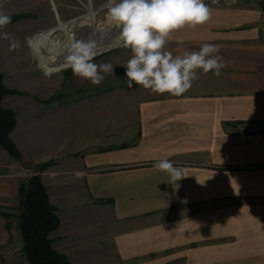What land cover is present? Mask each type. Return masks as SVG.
Instances as JSON below:
<instances>
[{
  "label": "crops",
  "instance_id": "crops-1",
  "mask_svg": "<svg viewBox=\"0 0 264 264\" xmlns=\"http://www.w3.org/2000/svg\"><path fill=\"white\" fill-rule=\"evenodd\" d=\"M50 1L52 10L65 6ZM204 2L211 10L209 21L174 32L165 50L175 57L199 51L204 43L218 45L216 55L225 64L220 75L197 70L198 79L181 96L144 94L135 101L138 144L118 147L113 157L85 159L89 166L169 159L182 170L183 177L175 180L174 223L147 210L149 191L156 190L152 182L162 180L152 176L156 170L139 177L122 171L131 183L110 184L111 195H119L117 215L97 216L96 225H122L105 243L111 264H264V12L260 0ZM16 128L11 136L22 150ZM17 166L0 146V264H30L19 225L2 215L18 202L22 176ZM111 176L92 174L85 182L98 194L105 185L97 182ZM133 185L132 204L125 191ZM57 213L53 247L73 264V251L95 250L91 260L102 263L108 254L98 249L100 241L90 250L81 244L70 247L80 239L79 228Z\"/></svg>",
  "mask_w": 264,
  "mask_h": 264
},
{
  "label": "rangeland",
  "instance_id": "rangeland-1",
  "mask_svg": "<svg viewBox=\"0 0 264 264\" xmlns=\"http://www.w3.org/2000/svg\"><path fill=\"white\" fill-rule=\"evenodd\" d=\"M61 2L65 6L61 5L62 10L56 6L55 11L52 10L50 0H0V12L11 17V23L0 29V32L6 31L10 37V40L0 38V73L3 84L9 90V93L2 96L0 105L15 115V124L8 136L19 152L17 159L9 157L20 164L17 170L22 176L21 182L33 177L39 178L55 213L58 215V210L66 218L65 222L78 226L80 239L69 244L70 247L81 244L90 250L96 241H100L98 249L102 247L104 254H108L102 263H96L90 258L95 250L87 254V251L81 254L73 251L77 264H111L107 260L111 257V249L105 243L112 239L115 229L122 225H96L97 216L113 218L114 213L117 215L115 207L119 195H111L108 189L110 184L115 182L123 185L130 182V179L122 176V171L128 170L139 177L149 170H156V175L152 176H159L162 180L152 182L156 190H148L152 202L147 205V210L166 218L170 223H174L176 217V184L168 173L154 167L159 162L156 160L101 166L85 164V159L110 157L119 148L137 143L141 132H138L139 119L136 117L135 101L151 90L136 85L132 89L127 87L124 66L132 53L121 44L99 52L93 59L98 65L110 63L114 66L113 74L102 73L104 80L98 86L75 77L69 67L44 73L36 62L30 45L29 40L33 35L55 27L57 17L76 25L90 17L92 11L95 12V20L100 24H108V0L100 1L99 4H94L92 0ZM259 7L264 12V0H260ZM83 27H88V32L91 31L90 25ZM116 34L119 36V31ZM12 43H17L18 46L12 47ZM6 81L8 84H5ZM16 86L23 90L16 89ZM16 114L19 117L18 125ZM15 128L22 150L11 136ZM159 171L165 175L161 176ZM92 174L112 175L97 182L105 185L101 193H93L94 188L85 182ZM132 188L134 185L125 193L131 194L130 201L133 204L137 191L131 190ZM21 213L19 194L16 207L2 215L12 225L20 227ZM75 227H72L74 233ZM58 228L59 226L48 234L52 247L56 242L52 237ZM171 248L169 247L170 253L173 252ZM68 261L73 264L69 259Z\"/></svg>",
  "mask_w": 264,
  "mask_h": 264
},
{
  "label": "clouds",
  "instance_id": "clouds-1",
  "mask_svg": "<svg viewBox=\"0 0 264 264\" xmlns=\"http://www.w3.org/2000/svg\"><path fill=\"white\" fill-rule=\"evenodd\" d=\"M106 8L107 23L119 29L118 40L132 53L124 66L129 89L136 85L157 94L181 96L198 79L197 70L219 76L225 67L223 58L216 55L220 49L215 44L204 43L199 51H185L175 57L165 50L174 32L209 21L211 10L204 0H108ZM10 23L11 17L0 12V29ZM0 38L10 40L6 31L0 32ZM97 55L94 39L74 41L67 47L66 66L75 77L98 86L104 80L102 73L113 74L114 66L94 63ZM154 167L173 180L183 177L182 170L169 159H161Z\"/></svg>",
  "mask_w": 264,
  "mask_h": 264
},
{
  "label": "trees",
  "instance_id": "trees-1",
  "mask_svg": "<svg viewBox=\"0 0 264 264\" xmlns=\"http://www.w3.org/2000/svg\"><path fill=\"white\" fill-rule=\"evenodd\" d=\"M9 93L0 73V101ZM15 124V115L0 105V145L11 157L17 159L19 152L9 138ZM22 203L20 231L23 251L31 264H71L66 256L51 246L48 234L59 226V218L48 200V194L39 178H31L19 185Z\"/></svg>",
  "mask_w": 264,
  "mask_h": 264
},
{
  "label": "bare ground",
  "instance_id": "bare-ground-1",
  "mask_svg": "<svg viewBox=\"0 0 264 264\" xmlns=\"http://www.w3.org/2000/svg\"><path fill=\"white\" fill-rule=\"evenodd\" d=\"M90 13V17L84 18V21L76 25L57 18L55 27L39 32L30 38L36 62L44 73L48 74L67 68V47L74 41L94 39L98 53L121 44L116 34L119 29L109 24H100L95 20V12ZM87 25L91 26L89 32L88 27H83Z\"/></svg>",
  "mask_w": 264,
  "mask_h": 264
},
{
  "label": "water",
  "instance_id": "water-1",
  "mask_svg": "<svg viewBox=\"0 0 264 264\" xmlns=\"http://www.w3.org/2000/svg\"><path fill=\"white\" fill-rule=\"evenodd\" d=\"M104 7H105V6H104ZM104 7H103V8H104ZM100 9H101V8H100ZM100 9H98V10H100Z\"/></svg>",
  "mask_w": 264,
  "mask_h": 264
}]
</instances>
